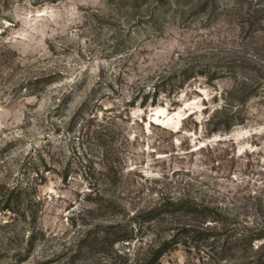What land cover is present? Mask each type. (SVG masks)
Wrapping results in <instances>:
<instances>
[{
    "label": "rangeland",
    "instance_id": "rangeland-1",
    "mask_svg": "<svg viewBox=\"0 0 264 264\" xmlns=\"http://www.w3.org/2000/svg\"><path fill=\"white\" fill-rule=\"evenodd\" d=\"M0 202V264H264V0H0Z\"/></svg>",
    "mask_w": 264,
    "mask_h": 264
},
{
    "label": "trees",
    "instance_id": "trees-1",
    "mask_svg": "<svg viewBox=\"0 0 264 264\" xmlns=\"http://www.w3.org/2000/svg\"><path fill=\"white\" fill-rule=\"evenodd\" d=\"M147 100V99H146ZM148 102V101H146ZM86 107L87 104H85L77 113L75 119H74V123L78 124V120L81 118H84V116L86 115ZM89 122L86 123V125H84V127H82V131L83 132H89L90 131V124L94 122V120L98 119L96 114L93 112H90L89 116ZM111 129L109 127H100L97 131H94V134L96 135L97 138H99L100 140H103L104 138H106L107 135H109V131ZM106 169H108L106 167ZM108 171H112V168H109ZM112 175V174H110ZM92 193L94 194H99V192L91 187ZM11 200H9L7 202V205L5 206L4 210H8L11 212H14V208L11 206ZM1 204V202H0ZM110 205L113 208H120V206H118V204L115 201H111ZM169 207H173L175 208L177 211H183V212H187L190 214H194L197 216H201L200 218H202L203 222L207 223L209 220H212L213 222H219L215 219H210L208 217V215H204L206 212L209 213H215L214 211H212V209L207 208V207H203L198 205L195 202H187V203H172L169 205ZM219 216V215H218ZM123 227L122 226H118V227H113L108 229L102 236L100 237H96L94 239L95 247H103V245L105 244H111V245H116L118 243H122V242H130L131 240H133V236L122 230ZM245 228V232L243 233V235L240 237V239H237L235 242L236 247H238V249H243L245 251H253V247H254V243L264 240V236H259V235H254V233L252 232H248V230ZM229 251V249L226 250H222L221 253L223 255H226L227 252Z\"/></svg>",
    "mask_w": 264,
    "mask_h": 264
}]
</instances>
